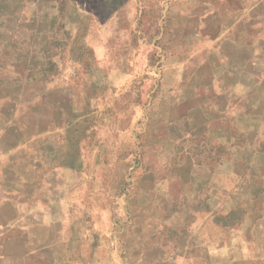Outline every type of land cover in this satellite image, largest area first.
I'll return each instance as SVG.
<instances>
[{
	"label": "rangeland",
	"instance_id": "obj_1",
	"mask_svg": "<svg viewBox=\"0 0 264 264\" xmlns=\"http://www.w3.org/2000/svg\"><path fill=\"white\" fill-rule=\"evenodd\" d=\"M197 1L0 0V148L81 159L87 264H264V19L196 34Z\"/></svg>",
	"mask_w": 264,
	"mask_h": 264
},
{
	"label": "crops",
	"instance_id": "obj_2",
	"mask_svg": "<svg viewBox=\"0 0 264 264\" xmlns=\"http://www.w3.org/2000/svg\"><path fill=\"white\" fill-rule=\"evenodd\" d=\"M197 2L191 17L198 21L196 34L211 33V20L217 19V26L223 30L217 34L230 36L240 33L246 20L255 19L253 27L257 28L264 19V0ZM12 125L20 130L27 127L18 119ZM71 128L67 124L57 131L68 133ZM38 134L36 130L29 137ZM29 137L24 138L26 142L22 137L12 138L6 145L9 149L0 148V264H87L97 241L103 240L96 232L92 235L87 231L86 219L72 220L70 216L72 194L81 192L78 188L76 193L71 186V179L81 172V159L76 162L68 151L44 149L41 141L31 143L33 150L28 155L20 148L32 141ZM223 229L206 224L202 240H221ZM192 231L193 249L198 252L201 239Z\"/></svg>",
	"mask_w": 264,
	"mask_h": 264
}]
</instances>
